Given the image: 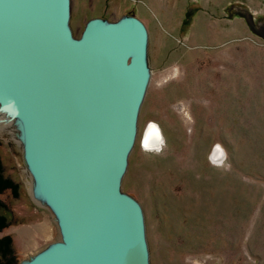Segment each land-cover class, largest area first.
Returning a JSON list of instances; mask_svg holds the SVG:
<instances>
[{
    "label": "rangeland",
    "instance_id": "rangeland-1",
    "mask_svg": "<svg viewBox=\"0 0 264 264\" xmlns=\"http://www.w3.org/2000/svg\"><path fill=\"white\" fill-rule=\"evenodd\" d=\"M125 16L145 27L148 77L119 189L140 207L148 264H264V0H69L67 26L79 39ZM10 116L0 162L18 187L0 193V237L19 264L59 235ZM151 123L163 141L148 151Z\"/></svg>",
    "mask_w": 264,
    "mask_h": 264
},
{
    "label": "water",
    "instance_id": "water-1",
    "mask_svg": "<svg viewBox=\"0 0 264 264\" xmlns=\"http://www.w3.org/2000/svg\"><path fill=\"white\" fill-rule=\"evenodd\" d=\"M68 12L69 0H0V111L20 122L21 165L59 235L19 264H148L140 207L119 189L146 30L90 19L74 39Z\"/></svg>",
    "mask_w": 264,
    "mask_h": 264
},
{
    "label": "trees",
    "instance_id": "trees-1",
    "mask_svg": "<svg viewBox=\"0 0 264 264\" xmlns=\"http://www.w3.org/2000/svg\"><path fill=\"white\" fill-rule=\"evenodd\" d=\"M18 185L10 178L6 177L2 173V166L0 162V193L8 190L12 196L17 193ZM5 209V204L0 200V210ZM8 221L4 215L0 213V230L6 227ZM16 258L13 253L12 242L10 237L4 235L0 237V264H15Z\"/></svg>",
    "mask_w": 264,
    "mask_h": 264
},
{
    "label": "bare ground",
    "instance_id": "bare-ground-1",
    "mask_svg": "<svg viewBox=\"0 0 264 264\" xmlns=\"http://www.w3.org/2000/svg\"><path fill=\"white\" fill-rule=\"evenodd\" d=\"M0 114L1 116H3V119H6L7 117V111L6 110H3V111H0ZM11 119L14 120V126H15V137L16 139L19 141L20 145H21V129H20V122L18 119L14 118V117H11ZM147 140V146H145V141ZM163 141V137H162V133H161V130H160V127L157 126L156 124L154 123H151L147 130L145 131L144 135H143V138H142V146L145 150H148V151H152V150H155V149H160L161 147V143ZM218 156V155H216ZM25 167V165H24ZM26 170V169H25ZM27 173V171H26ZM27 175H29L27 173ZM29 177V183H32V188L34 190V193H32L33 197L35 198V189H34V182L33 180L31 179L30 175L28 176ZM36 199V198H35Z\"/></svg>",
    "mask_w": 264,
    "mask_h": 264
},
{
    "label": "snow or ice",
    "instance_id": "snow-or-ice-1",
    "mask_svg": "<svg viewBox=\"0 0 264 264\" xmlns=\"http://www.w3.org/2000/svg\"><path fill=\"white\" fill-rule=\"evenodd\" d=\"M145 146H147V140L145 141Z\"/></svg>",
    "mask_w": 264,
    "mask_h": 264
}]
</instances>
